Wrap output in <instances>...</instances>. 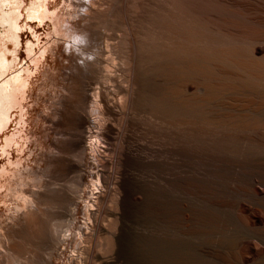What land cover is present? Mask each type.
Returning <instances> with one entry per match:
<instances>
[{
    "label": "rangeland",
    "instance_id": "rangeland-1",
    "mask_svg": "<svg viewBox=\"0 0 264 264\" xmlns=\"http://www.w3.org/2000/svg\"><path fill=\"white\" fill-rule=\"evenodd\" d=\"M92 1L97 4L96 7L99 10L103 11L100 10L101 14H95L96 17L92 21L93 24L95 23L96 28L99 27L94 30L95 41L97 42L100 32L102 33L103 41L110 39L109 41L107 40V44L110 46L114 45V43L120 46V43H118L120 40L117 41L119 38L116 37L120 36L119 34L121 33V36L128 39L130 53L133 56L131 64L133 65L127 66L126 68L129 69L125 73L120 71L122 70L120 68L123 67L116 64L117 77H114L115 81L111 82V84L118 85V80L121 81L122 78L128 81V85H130L132 91L131 108H129L128 114L130 122L123 127V130L121 129L120 120L124 108L120 97H122L123 93H117L118 97H114L107 94V90H102V97L104 100H107L108 104L116 112L114 116L110 117L114 130L110 135L111 139L109 142L105 143L103 139L101 141V138H99L100 142L96 146H99L98 150L100 152L104 151V155L101 154V157L97 158V161L91 156L90 150H86L82 162L83 184L72 188L77 174L64 170L60 166L63 164L60 159H74L69 151L61 150L62 153L57 152V147H61V144L57 143V139H65L60 132H70L69 128L72 129L71 124L73 122H65V127L61 125L55 126L52 123L56 119L53 118V112L56 109L54 104L61 99L63 101L75 100L77 102V98H80L83 94L79 90L77 82L89 90L96 87L97 83L94 80L89 81L85 77L86 72L84 68L82 69L83 73L77 74V81H65L67 76L70 75L72 66L82 65V60H78L76 57L81 58V56L74 49L68 53L66 44L63 45L61 42H58L57 46L52 44V36H45L46 33H51V26L48 21L44 22L37 31L38 38H40L38 47L41 49L43 46H47L48 50L44 54L39 68L31 76L30 85L27 89V105L25 104L27 107L26 125L23 129V134H25L23 137L27 140L26 146L23 154L20 156L19 154H15L13 150H9L7 152L8 155L0 156V170L1 168H5L6 170L14 169L7 166L9 159L13 164L15 162L21 164L20 168L28 170L29 175L31 174L32 176H29L27 180L29 185L25 187L32 201L25 205V209L27 210L24 209L19 212H14L12 208H9L8 201L5 202L2 199L5 189L2 187L4 179L0 177V241H2V244L4 243V247L6 245L12 246V249H15L13 245H17L21 241L17 246V248L19 247L18 253L14 250V256L17 253V257L14 260L17 259L16 262H18H12L9 259L10 264H20V262L21 264H74L75 261L79 264H84V255L78 250V246L74 244V238L79 229H85L84 225L86 221L83 215L85 205L89 201L94 200V194L97 192L94 189L95 187H91V181L94 182L96 187H100L101 184L97 183L96 177V174L100 171L104 172V182L110 179L106 188L110 190L108 191L110 193H107L106 189H103L106 193L104 195V202L101 203L98 223L102 226L105 225L106 228L108 226L111 227L110 224H117L118 227L123 226L126 249L128 255L136 260L134 264H165V214H169L168 217L174 223L181 222L180 210L177 204L172 203L170 204L171 207L165 203V178L168 177L165 163L174 165L173 173L175 176L173 178H175V181L169 185L172 194L179 197H192V194L196 193V187H194L195 185L192 180L184 179L191 175V173H185L184 171H187V169L192 171L196 167V159L191 156H194L193 154L199 139L203 137L207 140L209 132L217 125L228 127L227 125L234 122L239 124L245 123L235 118H227L224 115L214 117L213 114L215 107L221 110L227 107L230 100H232V93L234 91L232 88L237 81L231 78L230 72H235L238 75L237 79H240L242 84H251L256 81L254 75L256 72L253 68L258 66L259 68H264V66H257L254 63L249 64L251 62L245 61V66H242V63L234 62V66L237 68L234 69L229 53L226 50V43H221V47L217 45L218 41H224L233 28L237 27L235 25L237 23L235 15L226 4H218L214 0H136L137 2L132 0L134 4L130 2L131 0L129 2L127 0ZM144 1L149 4H145ZM58 2L61 4L62 0L51 2L49 8L53 9L54 5ZM73 2L79 6L84 5L82 8L79 7L75 10V12L79 13L77 15L80 16V20L82 21L84 19L83 12L87 7L85 4L88 3V0H73ZM126 2L128 5H126ZM131 4L132 6L129 7ZM57 8H59V5ZM144 8L146 15L143 14ZM139 10L140 12L143 11L142 16ZM130 15L134 17L128 18ZM130 20H132L131 23ZM74 23H77L76 20ZM112 23L114 26L116 24L117 31L114 26H112L114 28H111ZM80 27H82V24H80ZM126 27L127 31L131 32L130 35H123L126 32V29H124ZM239 28L247 32L255 31L254 24L247 17L241 19ZM78 34L81 35L82 31H79ZM25 36L26 34L23 33L22 38L24 39ZM72 36L74 38L75 34ZM111 38H115L116 40ZM105 41L104 45L106 44ZM73 45L80 48L79 38L76 39ZM118 49L119 47L117 46V53L119 52ZM72 72L75 74L74 70ZM73 95L76 97L74 96L73 98ZM201 99L203 101L202 106L199 102ZM71 106L74 107L73 104ZM70 112L73 111L70 110ZM221 112L226 113L224 109ZM89 125L92 127L91 122ZM12 129L13 127L9 128V130ZM218 130L221 131L220 128ZM123 131L126 132L124 145L130 150V153H141L137 151L136 146L143 144L148 145L154 151L156 149L155 152L160 154L156 153L158 155L154 157L155 159L152 162V164L156 162L157 165L154 163L156 166H145L139 168V170H136L133 166H129L128 169L124 170L126 176L129 175V180L128 177L125 178V182L123 183V187L126 185L125 189H120L119 192L122 195L127 194L128 199L125 204L126 217L121 221L119 219L114 220L110 215L113 209L110 198L113 199L111 188H113L114 167H110L113 170L110 168L107 170L108 168H104L103 160L115 158L112 151L116 150L117 141L119 139L123 140ZM241 145L246 144L241 143ZM171 147H181L188 154L184 153V151L181 154H166L164 151L171 149ZM160 149H163L164 153ZM105 150H108V152ZM72 153L76 154V152ZM40 158H43V160ZM52 160H54L53 164ZM159 165L162 167H159ZM106 167L109 166L106 165ZM106 173L110 175L107 176L105 175ZM43 174L45 177H43L41 187L38 188V183L35 182L38 176H43ZM52 176L53 179H50L49 182L48 177ZM43 182L46 183L42 186ZM51 186L54 187L52 188ZM136 186L141 188L137 189ZM34 192H39L41 197L38 209L48 214L47 216L45 215L44 221H42L38 228L22 231L26 217L25 211H28L27 215L36 212L35 208H37V205H34V198H36ZM47 193L51 195L49 196ZM130 195H135L134 198L136 199H130ZM68 196L77 197L75 200L76 208L71 217L69 212L71 207L65 203ZM40 231L43 232L41 233ZM32 232L35 236L32 235ZM38 235L41 239L38 238ZM36 236L37 239L35 238ZM99 236L94 234L92 245L95 250L104 252L103 247L107 239L104 235V237L102 235ZM97 240L98 243H96ZM2 246L0 247L1 257L6 254V249H3L4 247ZM19 257L22 259H19Z\"/></svg>",
    "mask_w": 264,
    "mask_h": 264
},
{
    "label": "bare ground",
    "instance_id": "bare-ground-1",
    "mask_svg": "<svg viewBox=\"0 0 264 264\" xmlns=\"http://www.w3.org/2000/svg\"><path fill=\"white\" fill-rule=\"evenodd\" d=\"M127 1L129 2L130 0ZM214 1L218 4H226L232 10L237 20L235 24L237 27L233 28L229 36L224 41L220 40L217 42L219 47H221V43H226V50L229 53L233 68L237 69L234 66L235 63H242V66H245V61L251 62L249 64L254 63L257 66H264V0ZM51 2H55V0H0V156L8 155L7 152L9 150H13L15 154H19L20 156L23 154L26 146L27 140L23 137L25 136L23 129L26 125L27 107L25 104L27 89L30 85L31 76L39 68V64H41L44 54L48 50L47 46L40 45L43 46L41 49L38 47L40 38H38L37 31L44 22L48 21L51 26V33L48 32L45 36H52V44L55 46H57L58 42L63 43V45L66 44L68 53L74 49L81 56V58L76 57L78 60H82V65L72 66L70 75L67 76L65 81H77V74L83 73L82 69L84 68L86 72L85 77L89 81L94 80L97 83L96 87L89 90L77 82L79 90L83 92L80 98H77V102L75 100L63 101L61 99L54 104L56 109L53 112V118L56 119L52 123L55 126L61 125L65 127V122H73L71 124L72 129L69 128L72 132L61 131L60 133L65 139H57V143L61 144V147H57V152L62 153L61 150L69 151L74 159H60L63 163L60 166L64 170L77 174L76 181L72 184L73 188L83 184L82 162L86 150H90L91 156L97 161V158H100L101 154L104 155V151L100 152L98 150L99 146H96L100 142L99 138H101V141L103 139L105 143L109 142L111 139L110 135L114 130L110 117L114 116L116 112L108 104L107 100H104L102 97V90H107V94L114 97H118L117 93H123L122 97H120L124 108L120 120L121 129L123 130V127L130 122L128 114L132 100L131 87L125 78H122L121 81L118 80V85L111 84V82L115 81L114 77H117L116 66H122L123 68H120L122 69L120 71L128 72L129 68L126 67L133 65L131 64L133 56L130 53L128 39L121 36L122 33L116 37L119 38L117 41L120 40L118 41L120 46L115 43L111 46L108 45L107 40L109 41L110 39L104 40L106 42L104 45L101 32L98 35L97 42L95 41L94 30L96 27L92 21L96 17L95 14H101L102 10L100 9V11L96 7L97 4L92 0H88V3L85 4L87 7L83 12L84 19L82 21L80 20V16L77 15L79 13L75 12V10L79 7L82 8L84 5L79 6L78 4H74L73 0H62L61 4L59 2L56 5L53 4L54 7L51 9L49 8ZM130 2L134 4L132 0ZM58 5L59 8H57ZM140 10L141 16L145 14V8L144 10L142 9L144 13L143 11L140 12ZM130 12L133 13L132 10ZM131 16H128V18ZM244 17H247L254 24V32H247L239 28V23ZM75 20L76 24L74 23ZM131 22L132 20H130ZM119 23L118 25L120 26ZM80 24H82V27H80ZM112 26H114L112 23L111 28H114L116 24L114 27ZM111 28L110 30H112ZM124 29H126V32L123 35H130L131 32L127 31V27ZM79 31H82L81 35L78 34ZM23 33L26 34L24 39L22 38ZM74 34L75 39L72 36ZM77 38L80 41V48L73 45ZM111 39L116 40L115 38ZM115 45L119 47L118 53L116 52L117 46ZM253 69L256 72L254 74L256 81L251 84H242L240 79H237L238 75L235 72H230L231 78L237 81L232 88L234 89L232 100H230L227 107L223 108L226 113L221 112L223 109L220 110L218 107H215L213 114L214 117L224 115L227 118H235L245 123L239 124L234 122L227 125L228 127L217 125L209 132L207 140L203 137L199 139L193 154L194 156H191L196 159V167L192 171L188 169L184 171L185 173H191L190 177L184 179L192 180L195 185L194 187H196V193L192 194V197H179L172 194L169 185L175 181V178H173L175 176L173 173L174 165L165 163V170L168 176L165 178V203L169 205L176 203L181 216V222L174 223L168 217L169 214H165V264H264V68H259L258 66ZM72 70L75 71V74ZM89 102L92 106H90ZM199 102L202 106V99ZM72 104L74 107L71 106ZM70 110L73 112H70ZM90 122L92 123V127L89 125ZM11 127L13 129L9 130ZM219 128L221 131L218 130ZM125 133L123 131V140L119 139L116 150L112 151V154L115 155L114 160L102 158L104 159V162L102 161L105 165L104 168H108L107 170H109L110 167H114V170L110 168L114 171V181L112 182L113 188H111L113 199L109 197L110 202L112 200L113 209L109 212L114 220L119 219L121 221L126 217L125 204L128 199L127 194L122 195L119 192L120 189H125L126 185L123 187V183L125 182V178L129 176H126L124 170L128 169L129 166H133L136 170L145 166H156V162H154L156 165L152 164V162L155 159L154 157L160 154L155 152L156 149L154 151L148 145L143 144L136 146L137 151L141 153H130V150L124 145ZM241 143L250 145H241ZM162 150L160 149V151ZM105 151L108 152V150ZM183 151L188 154L181 147H171V149L164 152L166 154H181ZM72 152H76V154ZM7 163L9 168L14 169L6 170L5 168H1L0 170V177L4 179L2 187L5 189L2 199L5 202L8 201L9 208H12L14 212L23 211L26 208L25 205L32 201L25 189L29 185L27 180L31 174L29 175L28 170L20 168L21 164L17 162L13 164L8 159ZM106 165L109 167H106ZM43 177H45L44 174L43 176H38L35 182L38 183V188L41 187ZM96 177L97 183L101 185L100 187H96L94 182L91 181L92 186H90L95 187L94 189L97 192L93 193L95 195L94 200L91 202L88 200L89 202L85 205L83 212L86 221L84 225L85 229H79L75 235L74 244L78 246V250L84 255V264H134L136 260L128 255L126 249L123 226L118 227L117 224H110L111 227L108 226L106 228L105 225L102 226L98 223L101 203L104 202V195L106 193L104 190L107 188L109 184L108 180L110 179L106 178L108 180L104 182V172L102 171L97 173ZM50 179L52 180L53 176L48 177V181ZM67 182L69 183V181ZM45 183L43 182L42 186ZM138 188L140 189L141 187ZM186 190L188 191V189ZM106 191L110 193L108 192L110 190L106 189ZM34 195H36V198H34V205H37V208H35L36 212L27 215L28 211H25L26 217L22 231L38 228L42 221H44L45 215L47 216L48 214L38 209V204H40L41 200L40 193L34 192ZM47 195L49 194L47 193ZM134 196L130 195L129 197L135 200ZM66 198V205L71 207L69 210L71 217L76 208L75 200L77 197L68 196ZM94 234L106 237L107 242L103 247L104 252H100V248L98 249L99 251L93 248L92 240ZM32 235L35 236L34 233ZM35 238L37 239V236ZM38 238L41 239L40 236ZM19 243L13 245L15 249H12V246H10L11 248L8 245L4 247V243L2 244V241H0V247L3 245V249H6V254L2 257L0 256V264H10L9 259L12 262H16L17 259H14L17 257L19 248L17 246ZM96 243H98V240ZM75 248L77 247L75 246ZM14 250L17 252H15V256ZM75 262L74 264H79L77 261Z\"/></svg>",
    "mask_w": 264,
    "mask_h": 264
}]
</instances>
